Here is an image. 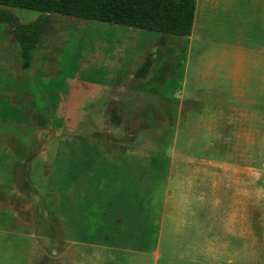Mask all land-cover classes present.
<instances>
[{
  "label": "rangeland",
  "instance_id": "rangeland-1",
  "mask_svg": "<svg viewBox=\"0 0 264 264\" xmlns=\"http://www.w3.org/2000/svg\"><path fill=\"white\" fill-rule=\"evenodd\" d=\"M206 12L53 14L26 68L0 22V264H264V0Z\"/></svg>",
  "mask_w": 264,
  "mask_h": 264
},
{
  "label": "trees",
  "instance_id": "trees-1",
  "mask_svg": "<svg viewBox=\"0 0 264 264\" xmlns=\"http://www.w3.org/2000/svg\"><path fill=\"white\" fill-rule=\"evenodd\" d=\"M0 5L39 12L35 20L23 24L7 8H0V22L9 25L26 68L31 51L39 44L53 14L156 31L161 34L159 41L163 44L167 35L191 34L196 0H0ZM151 64L152 59L146 58L136 76L145 77ZM110 112L111 120L118 123L121 117L116 107Z\"/></svg>",
  "mask_w": 264,
  "mask_h": 264
},
{
  "label": "crops",
  "instance_id": "crops-1",
  "mask_svg": "<svg viewBox=\"0 0 264 264\" xmlns=\"http://www.w3.org/2000/svg\"><path fill=\"white\" fill-rule=\"evenodd\" d=\"M256 1H261V0H256ZM228 5L235 6L236 5V0H206V6H207V12H206V21H207V23H206V31H207V33L210 30V27H209V24H211L210 18H212V14L214 13V9L216 7H218V6H221V7L225 8V6H228ZM196 13H197V0H196V5H195V12H194V19H193V27H192L191 34L193 33V30H194ZM207 33H206V35H207ZM212 69H213V67H212ZM240 71H241V63L240 62H237V63H235V64L232 65V67H231V73H232V78L234 80H238L239 79Z\"/></svg>",
  "mask_w": 264,
  "mask_h": 264
}]
</instances>
